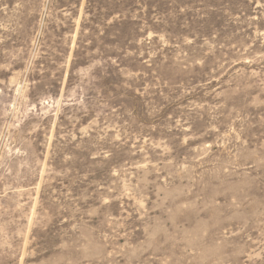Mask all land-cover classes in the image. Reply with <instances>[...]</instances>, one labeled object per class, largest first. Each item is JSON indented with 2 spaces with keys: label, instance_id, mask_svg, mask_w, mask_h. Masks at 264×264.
<instances>
[{
  "label": "rangeland",
  "instance_id": "374dc122",
  "mask_svg": "<svg viewBox=\"0 0 264 264\" xmlns=\"http://www.w3.org/2000/svg\"><path fill=\"white\" fill-rule=\"evenodd\" d=\"M0 264H264V0H0Z\"/></svg>",
  "mask_w": 264,
  "mask_h": 264
}]
</instances>
